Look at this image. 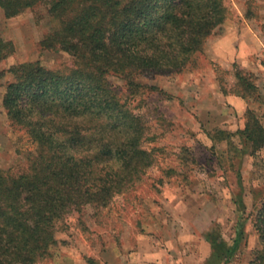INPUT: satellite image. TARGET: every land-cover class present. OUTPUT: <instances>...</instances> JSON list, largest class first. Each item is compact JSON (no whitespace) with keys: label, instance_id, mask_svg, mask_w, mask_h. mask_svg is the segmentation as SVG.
Listing matches in <instances>:
<instances>
[{"label":"trees","instance_id":"1","mask_svg":"<svg viewBox=\"0 0 264 264\" xmlns=\"http://www.w3.org/2000/svg\"><path fill=\"white\" fill-rule=\"evenodd\" d=\"M34 7H44L53 23L40 49L63 52L73 63L64 71L27 62L0 72V79L11 77L2 102L7 119L36 146L26 173L0 170V264L43 259L56 244L58 223L86 207L107 208L151 167L156 150L143 147L146 127L127 99L157 91L139 82L145 75L194 65L228 15L225 0H0L5 19ZM13 52L0 36V62ZM234 77L236 96H260L250 77L237 70ZM245 116L236 135L252 157L264 148V127L250 110ZM240 203L234 205L243 213ZM251 221L261 248L250 264H264V198L255 200ZM240 238L231 245L209 238V258L228 264Z\"/></svg>","mask_w":264,"mask_h":264},{"label":"rangeland","instance_id":"2","mask_svg":"<svg viewBox=\"0 0 264 264\" xmlns=\"http://www.w3.org/2000/svg\"><path fill=\"white\" fill-rule=\"evenodd\" d=\"M225 6L226 25L194 65L180 74L145 75L139 82L157 91L127 99L145 124L143 147L156 150L151 167L107 208L86 207L58 223L56 244L35 264H216L209 258L211 237L228 245L241 237L228 264H250L261 248L251 220L255 200L264 198V148L248 156L236 132L248 110L264 127V0H225ZM226 27L241 40L221 39ZM52 29L44 7L10 19L0 11V36L14 50L0 72L27 62L70 69V56L38 45ZM235 70L250 77L259 97L235 95ZM10 81L0 79V170L17 176L28 171L36 146L7 119L2 102ZM109 82L125 93L121 80ZM226 135L228 141L219 140ZM238 198L243 213L234 205Z\"/></svg>","mask_w":264,"mask_h":264},{"label":"crops","instance_id":"3","mask_svg":"<svg viewBox=\"0 0 264 264\" xmlns=\"http://www.w3.org/2000/svg\"><path fill=\"white\" fill-rule=\"evenodd\" d=\"M0 11H1V9H0ZM4 17V16H3ZM243 21H245V20H243ZM225 25H226V23H224ZM226 29H227V32L225 33V35L221 38V39H231V40H233V39H237V40H241V36H242V34L241 35H238L237 34V31L235 30V34L233 35L231 32H233V30L231 29V28H229V27H226ZM244 31H245V29H244ZM231 33V34H230ZM253 33V32H252ZM253 35V37L255 38V39H257L258 40V37H257V35L256 34H252ZM220 40V39H219ZM235 52H236V50H235ZM235 52H234V54H235ZM233 54V55H234ZM139 264H146L145 263V261L144 260H141L140 261V263Z\"/></svg>","mask_w":264,"mask_h":264}]
</instances>
